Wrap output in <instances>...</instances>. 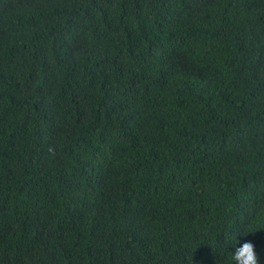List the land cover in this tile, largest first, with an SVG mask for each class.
Instances as JSON below:
<instances>
[{
	"label": "trees",
	"instance_id": "obj_1",
	"mask_svg": "<svg viewBox=\"0 0 264 264\" xmlns=\"http://www.w3.org/2000/svg\"><path fill=\"white\" fill-rule=\"evenodd\" d=\"M264 264V0H0V264Z\"/></svg>",
	"mask_w": 264,
	"mask_h": 264
},
{
	"label": "clouds",
	"instance_id": "obj_2",
	"mask_svg": "<svg viewBox=\"0 0 264 264\" xmlns=\"http://www.w3.org/2000/svg\"><path fill=\"white\" fill-rule=\"evenodd\" d=\"M232 264H259L255 246L251 242L239 243L231 255Z\"/></svg>",
	"mask_w": 264,
	"mask_h": 264
}]
</instances>
